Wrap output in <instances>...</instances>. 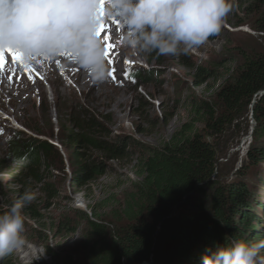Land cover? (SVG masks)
<instances>
[{"label": "rangeland", "instance_id": "rangeland-1", "mask_svg": "<svg viewBox=\"0 0 264 264\" xmlns=\"http://www.w3.org/2000/svg\"><path fill=\"white\" fill-rule=\"evenodd\" d=\"M231 4L221 31L187 54L160 55L154 60L129 50L134 70L120 83L89 80L80 90L75 86L67 90L66 83L53 77L50 81L56 82L58 95L48 92L49 97L45 95L44 100L41 94H35L13 104L14 119L23 128H36L57 145L49 144L53 150L47 157L50 168L42 167L40 181L37 178L38 182H32L20 175L18 168L24 167L14 164L11 144L0 137V210L4 211L25 190L36 195L24 209L25 245L0 258V264H64L65 257L81 258L91 239L86 217L93 219L94 214L110 231L121 226L122 207L139 181L135 175L137 157L150 147L161 146L193 119L194 104L215 101V92L242 62L244 53L264 52V35L252 27L255 15L247 11L241 0H231ZM202 71L204 76L199 78ZM116 95L120 98L116 99ZM67 113L78 118L84 113L95 119L103 130L92 138L101 144L119 146L124 157L108 160L99 149L85 146L84 153L97 168L86 178H77L79 182L71 178L67 155L57 142L58 129ZM240 123L229 129L221 144L216 180L247 184L250 211L259 220L255 224L258 236L251 238L260 240L264 239V215L260 210V205L264 206V163L252 166L249 160L258 144L253 137L257 125L253 115ZM31 207L35 210L33 215L26 213V208Z\"/></svg>", "mask_w": 264, "mask_h": 264}, {"label": "trees", "instance_id": "trees-1", "mask_svg": "<svg viewBox=\"0 0 264 264\" xmlns=\"http://www.w3.org/2000/svg\"><path fill=\"white\" fill-rule=\"evenodd\" d=\"M241 1L255 15L254 30L264 35V0ZM148 56L160 58L155 52ZM237 66L215 92V101L194 104L193 119L161 146L150 147L137 157L139 181L122 207L121 226L110 231L95 214L93 219L86 217L90 243L81 258L65 257L64 264H202L201 257L227 237L253 240L258 236L255 224L259 220L250 211L247 184L216 180L221 144L229 129L247 122L250 114L257 124L253 137L258 144L249 160L252 166L264 163V52L244 53ZM203 73H198L199 78ZM63 121L57 140L67 155L71 178L77 182L97 168L84 153L86 147L99 149L108 160L124 157L119 146L92 138L103 128L91 116L83 113L78 118L67 113ZM14 137L15 158L28 161L18 168L20 175L40 181L42 167L50 168L47 157L53 153L52 147L36 139H22L17 133ZM260 206L264 215V206ZM27 212L33 215L35 210L26 208Z\"/></svg>", "mask_w": 264, "mask_h": 264}, {"label": "clouds", "instance_id": "clouds-1", "mask_svg": "<svg viewBox=\"0 0 264 264\" xmlns=\"http://www.w3.org/2000/svg\"><path fill=\"white\" fill-rule=\"evenodd\" d=\"M231 8V0H106L103 5L100 0H0V49L19 52L32 69L12 63L10 55L5 57L0 76V137L9 141L12 150L16 133L22 139L57 145L36 128H23L14 119L13 104L35 94H41L44 100L45 95H58L56 82L50 79L55 77L67 87L63 74L72 67L90 74L93 83L113 80L108 73L114 69L117 79L113 81L120 83L134 70L129 50L140 55L187 54L221 31ZM113 18L119 23H113ZM102 19L105 30L99 37ZM104 36L109 37L107 42ZM108 43L114 48L109 50ZM58 72L60 78L55 75ZM9 76L13 77L11 81ZM38 100L43 99L39 96ZM27 163L23 157L14 160L18 166ZM34 199L35 192L25 190L0 212V258L25 245L24 209ZM262 253L264 239L230 236L201 259L202 264H264Z\"/></svg>", "mask_w": 264, "mask_h": 264}, {"label": "snow or ice", "instance_id": "snow-or-ice-1", "mask_svg": "<svg viewBox=\"0 0 264 264\" xmlns=\"http://www.w3.org/2000/svg\"><path fill=\"white\" fill-rule=\"evenodd\" d=\"M101 5H103L106 0H100ZM101 15H103V13H101ZM113 23H119L117 22L114 18L112 19ZM105 30V21L102 19L101 23H100V27H99V31L97 33V35L100 37L101 34L104 32ZM104 41L107 42L109 40L108 36H104L103 37ZM107 48L109 50H111L112 48H114V45L112 43H108L107 44ZM106 57L109 56V51H106ZM6 55H10L11 56V61L12 63H20L22 67L24 68H29V65L25 64L21 54L17 51H14L13 49L9 48V49H0V76H2L4 69H5V65H6ZM65 55H71L70 53H64L63 56ZM110 63H112V61H109ZM57 63H59V61H57ZM125 63H131V61H125ZM29 70L31 71L32 69L29 68ZM114 73V69L113 71H109L108 76L111 77L114 81L117 79V77L113 74ZM125 78H127V73L125 74ZM13 79L12 76L8 77V80L11 81ZM2 82V81H0Z\"/></svg>", "mask_w": 264, "mask_h": 264}, {"label": "bare ground", "instance_id": "bare-ground-1", "mask_svg": "<svg viewBox=\"0 0 264 264\" xmlns=\"http://www.w3.org/2000/svg\"><path fill=\"white\" fill-rule=\"evenodd\" d=\"M53 69V68H52ZM68 75L67 82L69 85L66 87L67 90H73V86H75L77 89L80 90L81 85H88L89 80H91L90 74L87 76L85 71H81L79 68L77 70L73 69V67L70 69V72H65ZM65 77V76H64ZM56 80V79H55ZM92 81V80H91ZM65 82V80H63ZM59 85V84H58ZM72 87V88H71ZM76 89V90H77ZM118 90V89H117ZM88 91V90H87ZM70 92V91H69ZM68 92V93H69ZM120 98L116 95V99ZM111 102V101H110ZM115 103V102H114ZM105 106V103L102 105ZM31 254V253H30ZM24 259H28V255L24 256Z\"/></svg>", "mask_w": 264, "mask_h": 264}, {"label": "water", "instance_id": "water-1", "mask_svg": "<svg viewBox=\"0 0 264 264\" xmlns=\"http://www.w3.org/2000/svg\"><path fill=\"white\" fill-rule=\"evenodd\" d=\"M144 264H149V263H144Z\"/></svg>", "mask_w": 264, "mask_h": 264}]
</instances>
